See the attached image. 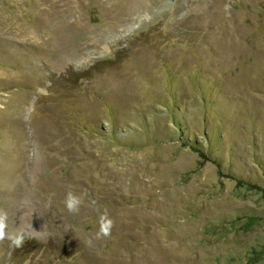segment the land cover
<instances>
[{
  "label": "rangeland",
  "instance_id": "1",
  "mask_svg": "<svg viewBox=\"0 0 264 264\" xmlns=\"http://www.w3.org/2000/svg\"><path fill=\"white\" fill-rule=\"evenodd\" d=\"M0 212V264H264V0H0Z\"/></svg>",
  "mask_w": 264,
  "mask_h": 264
},
{
  "label": "clouds",
  "instance_id": "2",
  "mask_svg": "<svg viewBox=\"0 0 264 264\" xmlns=\"http://www.w3.org/2000/svg\"><path fill=\"white\" fill-rule=\"evenodd\" d=\"M82 205V197L73 191H69L64 199V206L67 211L71 214H77L80 211ZM27 206V202H26ZM35 212V211H33ZM7 217L4 213L0 212V239L5 238V227ZM99 228L96 233V238L101 239L110 236L113 222L110 219L107 211L105 210L100 214L98 218ZM8 238L11 240L15 247H21L24 243V233H17L15 235H9Z\"/></svg>",
  "mask_w": 264,
  "mask_h": 264
}]
</instances>
